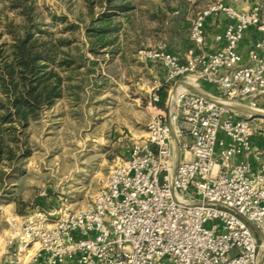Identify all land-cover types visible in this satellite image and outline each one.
Returning <instances> with one entry per match:
<instances>
[{"label":"built area","instance_id":"built-area-1","mask_svg":"<svg viewBox=\"0 0 264 264\" xmlns=\"http://www.w3.org/2000/svg\"><path fill=\"white\" fill-rule=\"evenodd\" d=\"M222 11L229 22L203 51L205 23ZM256 38L240 65L245 31ZM192 47L140 50L158 63L166 82L194 77L214 86L199 95L184 86L168 109L157 108L145 134L132 142L102 178L91 203L10 215L0 234V264H264L262 245L248 223L264 233V150L255 146L259 118L233 106L260 111L264 101V17L255 8L217 7L202 12L190 30Z\"/></svg>","mask_w":264,"mask_h":264},{"label":"rangeland","instance_id":"rangeland-1","mask_svg":"<svg viewBox=\"0 0 264 264\" xmlns=\"http://www.w3.org/2000/svg\"><path fill=\"white\" fill-rule=\"evenodd\" d=\"M9 2L0 0V45L10 41L7 24L20 26L23 22ZM125 2L129 11L112 19L116 27L112 43L94 57L85 35V23L90 19L85 0H27L30 16L44 34L68 39L65 50L70 55L84 54L96 63L91 66L84 61L74 72H63L64 79L71 76L65 80L70 90L64 88L62 96L26 126L4 125L11 132H4L0 156V234L7 229L10 215L62 207L76 211L91 203L112 164L125 158L132 142L145 134L154 93L160 96L157 108L166 109L173 83L166 82L162 66L144 59L140 50L165 46L181 53L191 48V26L199 14L211 8L238 12L256 8L264 17V0ZM94 6L96 15L100 7L98 3ZM61 17L64 20H59ZM224 19L227 25L229 20L222 11L207 18L204 52L212 53L221 46L215 36L222 34L216 28ZM69 24L77 29L66 28ZM186 78L191 83L194 79L188 75L181 80ZM259 105L264 111V101ZM253 124L254 140L264 143V118ZM256 240L260 246L264 244L257 234Z\"/></svg>","mask_w":264,"mask_h":264},{"label":"trees","instance_id":"trees-1","mask_svg":"<svg viewBox=\"0 0 264 264\" xmlns=\"http://www.w3.org/2000/svg\"><path fill=\"white\" fill-rule=\"evenodd\" d=\"M27 0H10L9 7L16 9L23 17L20 26L7 24L9 42L0 45V156L4 132H11L12 124L20 127L37 118L39 112L50 107L63 94L64 88L70 90L63 72H74L86 61L91 66L95 60L85 58L84 54L72 56L65 50L69 47L66 38L53 39L40 28L30 16ZM90 19L85 23V35L89 52L96 57L100 51L112 43L116 29L113 16L129 11L125 0H98L99 12L95 15L94 0H85ZM58 19V17H55ZM59 20H64L61 17ZM70 30L76 25L66 26ZM46 33V32H45ZM65 85V86H64ZM8 155H11L10 152ZM12 156V155H11ZM8 156V159H11Z\"/></svg>","mask_w":264,"mask_h":264},{"label":"crops","instance_id":"crops-1","mask_svg":"<svg viewBox=\"0 0 264 264\" xmlns=\"http://www.w3.org/2000/svg\"><path fill=\"white\" fill-rule=\"evenodd\" d=\"M227 21V20H226ZM226 21L225 19L223 20L222 26H218V28H216V31L217 32H222L224 31L225 27H226ZM256 38V33L250 29V30H247L245 31L244 35H243V39L241 40V42L238 44V53L241 57V63L240 65H247L249 63L248 61V50L251 46V44L253 43L254 39ZM182 48V47H181ZM183 49V48H182ZM181 49V50H182ZM170 51L172 52H175V50H172L169 48ZM190 78H186V80H177L175 84H173V87H172V91H176L178 90L179 88H182L186 85H188L189 83H191L189 80ZM193 87V86H192ZM195 89L197 91H199L201 94L203 95H206V94H216V90L214 88V86L210 85V84H207V83H199L198 86H195ZM171 98V96H170ZM169 106L166 107V109H168ZM259 141L257 140H254V144L255 146L261 148L262 150H264V143H261L260 144V139H258ZM252 165L254 168H258L260 165H264V156H262V159L259 163L257 162H252ZM254 232V231H253ZM255 236H256V232H254Z\"/></svg>","mask_w":264,"mask_h":264},{"label":"water","instance_id":"water-1","mask_svg":"<svg viewBox=\"0 0 264 264\" xmlns=\"http://www.w3.org/2000/svg\"><path fill=\"white\" fill-rule=\"evenodd\" d=\"M187 88L188 91L192 92V93H195V94H199V95H203L201 94L199 91H197L195 88L189 86V85H186L185 86ZM175 93V90L172 92V96L174 95ZM232 109L238 113H242L244 115H248L251 119H255V118H258L261 116V118H264V114H261V112L257 111V110H253V109H250L249 107H246V106H233ZM249 227L254 231L256 232V234L258 236H260V238L262 239V241H264V233H262L258 228H256L253 224L251 223H248ZM260 255L264 256V244H262V248H261V251H260Z\"/></svg>","mask_w":264,"mask_h":264},{"label":"bare ground","instance_id":"bare-ground-1","mask_svg":"<svg viewBox=\"0 0 264 264\" xmlns=\"http://www.w3.org/2000/svg\"><path fill=\"white\" fill-rule=\"evenodd\" d=\"M192 83H193V81H192ZM181 88H179L178 90H180ZM259 112H261V114H264V111H262V110H260ZM258 118H261V116L260 117H258Z\"/></svg>","mask_w":264,"mask_h":264}]
</instances>
